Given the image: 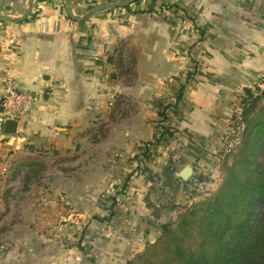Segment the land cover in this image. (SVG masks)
<instances>
[{
    "label": "crops",
    "instance_id": "crops-1",
    "mask_svg": "<svg viewBox=\"0 0 264 264\" xmlns=\"http://www.w3.org/2000/svg\"><path fill=\"white\" fill-rule=\"evenodd\" d=\"M68 1L86 15L121 0ZM125 7L73 22L64 0H0L2 17L28 11L21 22L0 19V97L7 77L36 97L15 135L0 127V160L64 157L52 187L69 207L42 220L31 210L26 223L1 230L0 264L128 262L155 241L165 213L220 179L227 122L264 76V0ZM119 48L122 65L109 64ZM163 128L172 140L141 160Z\"/></svg>",
    "mask_w": 264,
    "mask_h": 264
},
{
    "label": "trees",
    "instance_id": "trees-1",
    "mask_svg": "<svg viewBox=\"0 0 264 264\" xmlns=\"http://www.w3.org/2000/svg\"><path fill=\"white\" fill-rule=\"evenodd\" d=\"M108 62L122 65L120 48ZM181 97L182 90L176 103ZM239 107L241 140L235 151L221 159L216 190L191 193L188 206L173 207L176 219L127 264H264V89L245 90ZM163 115L160 112L162 119ZM172 138L171 130L163 128L159 138L143 145L138 157L148 161L152 148ZM36 155L11 160L6 183L13 182L20 171L45 168L43 157ZM53 156L54 165L64 164L65 159ZM4 217L2 213L0 223Z\"/></svg>",
    "mask_w": 264,
    "mask_h": 264
},
{
    "label": "rangeland",
    "instance_id": "rangeland-1",
    "mask_svg": "<svg viewBox=\"0 0 264 264\" xmlns=\"http://www.w3.org/2000/svg\"><path fill=\"white\" fill-rule=\"evenodd\" d=\"M82 15L76 14L75 16L78 17ZM255 89L256 88H254L252 91L255 92ZM40 153H44V154L40 156H38L39 155L38 154L36 155V157H40V158L43 157V160L46 163L45 165L46 167L41 169L37 168L29 172L20 171L16 175L15 180L10 183H6L7 175H5L10 162L8 161L4 162L0 160V215L4 213L5 210H9L8 216H5L6 218L5 219L3 218L2 220L4 221V223H2V225L0 224V231L4 229L6 230V233H8L16 227L15 225H18V222L26 223L28 219L31 218L32 216L30 213L31 210H42L41 211L42 212L41 220H42L44 215L48 218L47 215L48 212H46L45 210H61L57 212V214L59 213L61 214L64 212V210H67L69 208L68 206H66V199L60 193L55 192V190L52 187V185H54V181L56 182L58 181V178L62 179L64 177L65 175L64 169L66 168L65 165H60V166L54 165L56 156L54 157L52 155V151H49L48 154L45 152H40ZM40 160L38 159L39 162ZM72 166H73L72 168L76 170L80 165L75 164ZM68 168L71 167L69 166ZM75 170L73 172H75ZM219 182L220 179L213 190L206 191L205 193L213 192L214 190H216ZM189 204L190 202L186 205L188 206ZM176 215H177L176 211H170L169 221L171 222L175 220ZM169 223H167V221L164 219V221H162L161 223V226L163 227L165 226L166 228L167 224ZM22 225L19 228H26V226L23 227ZM162 228L160 229V231L156 230L157 232L156 235L154 236L155 241L160 237ZM46 229L47 231L50 230V228L48 229V227H46ZM46 229L44 227L43 228L38 227L35 228V232L37 231L38 233ZM153 243H147V244H153ZM132 260L133 259H131L130 261ZM128 262L124 260L122 264H127Z\"/></svg>",
    "mask_w": 264,
    "mask_h": 264
},
{
    "label": "built area",
    "instance_id": "built-area-1",
    "mask_svg": "<svg viewBox=\"0 0 264 264\" xmlns=\"http://www.w3.org/2000/svg\"><path fill=\"white\" fill-rule=\"evenodd\" d=\"M256 88L264 89V76H258ZM36 103V97L26 91H18L14 88L12 78L7 77L4 82V90L0 97V127L6 120H22L32 110ZM240 107L238 106L228 120V133L225 136V146L221 159L238 147L243 126L240 124Z\"/></svg>",
    "mask_w": 264,
    "mask_h": 264
},
{
    "label": "water",
    "instance_id": "water-1",
    "mask_svg": "<svg viewBox=\"0 0 264 264\" xmlns=\"http://www.w3.org/2000/svg\"><path fill=\"white\" fill-rule=\"evenodd\" d=\"M137 1L138 0H123L120 2H114V3L102 5V6H99L97 8L92 9L86 15L81 16V17H77L73 14L68 0H64V8H65V12H66L67 16L70 18V20H72L73 22H81V21L87 20L90 17L97 15L99 13L109 11V10H113V9H117V8L124 7V6H129V5H131ZM27 14H28V11L24 12V14L20 18H17V19H10L8 17H2V16H0V19H4L8 22H21V21L25 20ZM17 124H18V122L16 120L4 121L1 125L2 133L6 136L15 135ZM191 175H192L191 168H186L181 172L180 179L182 181L186 182L191 177ZM164 218L167 221V223L170 222L169 221L170 217H169L168 213L164 214ZM162 231H166L165 226L162 228Z\"/></svg>",
    "mask_w": 264,
    "mask_h": 264
}]
</instances>
